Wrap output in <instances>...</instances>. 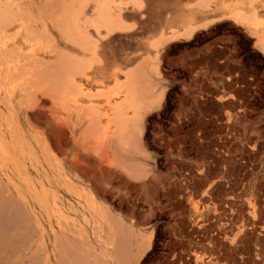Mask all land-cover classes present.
Instances as JSON below:
<instances>
[{
    "label": "rangeland",
    "instance_id": "1",
    "mask_svg": "<svg viewBox=\"0 0 264 264\" xmlns=\"http://www.w3.org/2000/svg\"><path fill=\"white\" fill-rule=\"evenodd\" d=\"M0 1V264H264V0Z\"/></svg>",
    "mask_w": 264,
    "mask_h": 264
},
{
    "label": "bare ground",
    "instance_id": "2",
    "mask_svg": "<svg viewBox=\"0 0 264 264\" xmlns=\"http://www.w3.org/2000/svg\"><path fill=\"white\" fill-rule=\"evenodd\" d=\"M0 2H1V1H0ZM75 2H76V1H75ZM43 3H44V2H43ZM63 3H64V2H63ZM63 3H62V4H63ZM76 3H77V2H76ZM62 4H61V5H62ZM13 7H17V5H15V6H13ZM11 8H12V7H11ZM17 8H18V7H17ZM13 9H14V8H13ZM62 9H63V8H62ZM10 10L12 11V9H10ZM64 10H65V9H64ZM64 10H63V12H64ZM16 11H17V10H16ZM58 11H59V10H58ZM8 12H9V11H8ZM10 13H11V12H10ZM66 13H67V12H66ZM61 14H62V11H61ZM64 14H65V13H64ZM1 15H2V14H1ZM67 15H68V14H67ZM63 16H64V15H63ZM2 17H3V16H2ZM16 17H17V16H16ZM60 17H61V16H60ZM71 17H72V16H71ZM73 17H74V16H73ZM254 17H255V16H254ZM13 18H14V17H13ZM20 18H21V17H20ZM67 18H68V16H67ZM75 18H76V17H75ZM69 19H70V18H69ZM3 20H4V19H3ZM0 21H1V20H0ZM255 21H256V20L254 19V22H255ZM2 22H3V21H2ZM2 22H1V23H2ZM75 22H76V19H75ZM6 23H7V22H6ZM14 23H15V22H14ZM76 24H77V23H76ZM64 25H65V24H64ZM65 26H66V25H65ZM75 26H76V25H75ZM4 27H6V26H4ZM66 27H67V26H66ZM93 27H94V26H93ZM28 28H29V27H28ZM58 28H59V27H58ZM90 28H92V27H90ZM93 29H94V28H93ZM96 29H98V27H97ZM96 29H95V30H96ZM66 30H68V28H66ZM76 30H77V27H76ZM78 31H79V30H78ZM28 32H29V31H28ZM35 32H36V31H35ZM38 32H39V31H38ZM38 32H37V33H38ZM86 32H87V31H86ZM67 33H68V32H67ZM67 33H66V34H67ZM71 33H72V30H71ZM74 33H76V31H75ZM186 33H187V32H186ZM28 34H29V33H28ZM31 34H32V33H31ZM38 34H39V33H38ZM66 34H65V35H66ZM72 34H73V33H72ZM76 34H77V33H76ZM18 35H19V34H18ZM18 35H17V36H18ZM26 35H27V34H26ZM26 35H25V36H26ZM39 35H40V34H39ZM60 35H61V34H60ZM74 35H75V34H74ZM81 35H82V34H81ZM190 35H191V34H190ZM31 36H32V35H31ZM36 36H37V35H35V37H36ZM41 36H42V34L40 35V37H41ZM82 36H83V35H82ZM33 37H34V36H33ZM66 37H67V36H66ZM88 37H89V36H88ZM41 38H42V37H41ZM72 38H73V37H72ZM75 38H76V37H75ZM79 38L81 39V37L78 36V42H80L81 44H83V43L79 40ZM84 38H86V37H84ZM33 39H34V38H33ZM37 39H38V38H37ZM28 40H29V39H28ZM65 40H67V39H65ZM23 41H24V39H23ZM31 41H32V40H31ZM42 41H43V40H42ZM47 41H48V39H47ZM75 41H76V40H75ZM29 42H30V41H29ZM45 42H46V41H45ZM45 42H44V43H45ZM67 42H68V41H67ZM83 42L87 43V40L85 39V41L83 40ZM88 42H89V41H88ZM30 43H31V42H30ZM32 43H33V42H32ZM94 44H95V43H94ZM73 45H75V44L73 43ZM84 45H85V44H84ZM87 45H88V43H87ZM76 46H77V45H76ZM78 46H79V45H78ZM78 46H77V47H78ZM82 46H83V45H82ZM88 46H89V45H88ZM83 47H84V46H83ZM15 48H16V47H15ZM17 48H18V47H17ZM79 48L84 50V48H81L80 46H79ZM90 48H91V47H90ZM86 49H87V48H86ZM91 49H92V48H91ZM91 49H88V51L91 50ZM93 49H94V48H93ZM83 50H82V52H83ZM3 51H5V50H3ZM3 51H2V52H3ZM85 51L88 53L87 50H85ZM91 51H92V50H91ZM0 52H1V51H0ZM93 52H94V51H93ZM3 53H4V52H3ZM3 53H2V54H3ZM5 53H7V52L5 51ZM17 53H18V52H17ZM59 53H60V52H59ZM94 53H95V52H94ZM18 54H19V53H18ZM27 54H28V53H27ZM92 54H93V53H92ZM32 55H33V54H32ZM64 55H65V53H63V56H64ZM67 55H68V54H67ZM10 56H11V55H10ZM19 56H20V55H19ZM27 56H28V55H27ZM61 56H62V55H61ZM61 56H60V57H61ZM24 57H25V55H24ZM67 57H68V58H67ZM67 57H64V58L67 59V63H68V62H69V58H71L72 56L70 57V56L68 55ZM25 58H27V57H25ZM61 58H62V57H61ZM72 58H73V57H72ZM93 58H94V57H93ZM93 58H89V59H93ZM4 59H5V58H4ZM7 59H8V58H7ZM7 59H5V60H7ZM20 59H21V58H20ZM28 59H29V57H28ZM62 59H63V58H62ZM62 59H61V60H62ZM29 60H30V59H29ZM57 60H58V59H57ZM93 60H94V59H93ZM37 61H39V60H37ZM40 61H41V59H40ZM73 61H75V60H73ZM81 61H82V60H80V65H81ZM84 61H85V60H84ZM11 62H12V61H11ZM24 62H25V61H24ZM34 62H35V61H34ZM60 62H61V61L59 60L58 63H57V64H59L58 66H60V65L62 66V64H61L62 62H61V63H60ZM75 62H77V61H75ZM90 62H91V61H90ZM12 63H13V62H12ZM41 63H42V61H41ZM41 63L39 62V64H41ZM43 63H44V62H43ZM47 63H48V61L46 62V64H47ZM55 63H56V62H55ZM77 63H78V62H77ZM3 64H4V63H2V65H0V66L3 67V66H4ZM46 64H45V65H46ZM51 64H53V63H51ZM70 64H71V63H69L68 67L71 66ZM84 64H85V63H84ZM88 64H89V63H88ZM48 65H49V63H48ZM53 65H54V64H53ZM77 65H78V64H77ZM77 65H76V67H75V66L73 67V65H72V69H73V68H77ZM90 65H91V64H90ZM51 66H52V65H51ZM51 66H50V67H51ZM55 66H57V65H55ZM81 66H82V65H81ZM81 66H80V68H81ZM44 67H45V66H44ZM47 67H48V66H47ZM52 67H53V66H52ZM52 67L49 68V70L51 69L50 71L53 70ZM88 67H89V66H88ZM4 68H5V67H4ZM53 68H54V67H53ZM58 69H60V67H59ZM81 69H82L83 71H85V70L83 69V67H82ZM31 70H32V69H31ZM33 70H34V69H33ZM60 70L63 72V69H60ZM78 70H79V69H78ZM44 71H45V70H44ZM44 71H42V72L44 73ZM54 71H55V69H54ZM11 72H12V71H11ZM15 72H16V71H15ZM64 72H65V67H64ZM64 72L62 73V75L65 74ZM35 73H36V68H35ZM73 73H74V72H73ZM73 73H72V75H73V76H72V75H71V72H69V75H68V76L71 77V80H70V81H73L72 78H73L74 76H76V75H75L76 73H75V74H73ZM11 74H12V73H11ZM27 74H28V73H27ZM55 74L57 75L56 72H55ZM59 74H60V71H59ZM80 74H81V72H80ZM3 75H4V74H3ZM40 75H41V74H40ZM44 75L46 76V73H45ZM52 75H53V74H52ZM70 75H71V76H70ZM18 76H19V75H18ZM42 76H43V75H42ZM48 76H49V75H48ZM54 76H55V75H54ZM54 76H53V78H54ZM64 76H65V75H64ZM3 77H4V76H3ZM50 77H52V76L50 75ZM61 77H62V76H61ZM66 77H67V74H66ZM38 78H39V76H38ZM55 78H56V77H55ZM57 78H58V76H57ZM16 79H17V78H16ZM18 79H20V78H18ZM62 79H64V77L61 78V83H63V82H62V81H63ZM65 79H66V78H65ZM52 80H53V79H52ZM40 81H41V80H40ZM42 81H43V80H42ZM42 81H41V82H42ZM44 81H45V80H44ZM44 81H43V83H44ZM59 81H60V79H59ZM64 81H65V82H68V81H66V80H64ZM70 81H69V82H70ZM41 82H40V83H41ZM69 82H68V83H69ZM43 83H42V84H43ZM50 83H51V82H50ZM55 83H56V82H55ZM59 83H60V82H58V84H59ZM70 83H71V82H70ZM70 83H69V85H70ZM30 84H31V83H30ZM45 84H46V83H45ZM49 85H50V84H49ZM59 85L62 86V84H59ZM63 85H64V84H63ZM31 86H33V85H31ZM56 86H57V85H56ZM61 86H60V87H61ZM72 86H75V85H72ZM78 86H79V85H78ZM1 87H2V86H1ZM64 87H65V86H64ZM50 88L54 89L52 86H51ZM67 88H69V86H68ZM72 88H73V87H72ZM72 88H70V89H72ZM32 89H33V88H32ZM70 89H69V90H70ZM65 90H66V89H65ZM53 93H54V92H53ZM55 93H56V92H55ZM55 93H54V94L50 93V95L52 94V95L54 96V95H56ZM74 93H75V92H74ZM72 94H73V93H72ZM77 94H79V93H77ZM81 94H82V93H81ZM62 95H63V94H62ZM86 95H88V93H86ZM89 95L92 96L91 93H89ZM53 96H52V97H53ZM63 97H64V96H63ZM71 97H72V96H71ZM84 97H85V96H84ZM87 97H88V96H86V98H87ZM50 98H51V96H50ZM50 98H49V99H50ZM59 98H60V97H59ZM93 98H94V96H93ZM93 98H92V99H93ZM95 98H96V97H95ZM103 98H104V97H103ZM8 99H9V98H8ZM45 99H46V98H45ZM64 99H65V98H64ZM69 99H70V98H69ZM87 99H88V98H87ZM54 100H55V99H53V98H52V100H51V101L53 102V103H52L53 106H55V105H54ZM74 100H75V99H74ZM55 101H56V100H55ZM76 101H77V99H76ZM59 102H60V101H59ZM61 103L64 104L65 102L63 103V102L61 101ZM55 104H56V103H55ZM60 105H61V104H60ZM64 105H65V104H64ZM74 105H75V104H74ZM49 106H50V103H49ZM49 106H48V107H49ZM35 107H36V106H35ZM55 107H56V106H55ZM64 107H65V106H64ZM78 107H79V105H78ZM62 108H63V107H62ZM61 111H62V110H61ZM87 112H88V111H87ZM34 113H35V112H34ZM90 113H91V112H90ZM95 113H97V112H95ZM99 114H100V113H99ZM30 115H31V114H30ZM40 115H41V114H40ZM50 115H52V113H51ZM95 115H96V114H95ZM120 115H121V114H120ZM111 116H112V115H111ZM45 117H46V116H45ZM118 117H119V115H118ZM62 118H63V117H62ZM0 121H1V120H0ZM52 122H53V121H52ZM97 123H98V122H97ZM43 125H44V124H43ZM115 125H116V124H115ZM100 127H101V126H100ZM100 127H99V128H100ZM106 127H107V126H106ZM55 128H56V127H55ZM57 128H58V126H57ZM102 128H103V127H102ZM116 129H117V128H116ZM57 130H58V129H57ZM57 130H56V131H57ZM114 130H115V126H114ZM114 130H113V131H114ZM4 131H5V130H4ZM100 131H101V130H100ZM113 131H112V134H113ZM118 133H120V132H118ZM118 133H117V138H118ZM121 133H122V130H121ZM121 133H120V134H121ZM89 134H90V133H89ZM115 134H116V133H115ZM123 135H124V134H123ZM97 136H98V135H97ZM92 137H93V136H92ZM128 137H129V136H128ZM64 138H65V137H64ZM72 138H73V137H72ZM117 138H116V139H117ZM122 138H124V137H122V135H121V137H119V140H123ZM78 139H79V138H78ZM109 139H111V138H109ZM113 139H114V138H113ZM125 139H126V136H125ZM72 140H74V138H73ZM115 141H116V140H115ZM58 142H59V141H58ZM110 143H112V142H110ZM57 144H58V143H57ZM76 145H77V144H76ZM117 146H118V145H117ZM121 146H122V145H121ZM5 148H6V147H5ZM92 148H93V147H92ZM101 148H102V147H101ZM107 148H108V147H107ZM121 148H122V147H121ZM121 148H120V149H121ZM56 149H57V148H56ZM102 149H103V148H102ZM107 150H108V149H107ZM105 152H106V153H105ZM105 152H104V154H103V155H104L103 158H101V156H100V158H101L100 160H104V161H105L107 158H109V157H108V154H107V151H105ZM108 153H109V152H108ZM59 154H60V153H59ZM99 154H101V153L99 152ZM113 155H114V154H113ZM125 155H126V154H125ZM97 156H98V155H97ZM127 156H128V155H127ZM94 157H95V156H94ZM98 157H99V156H98ZM98 157H97V158H98ZM87 160H88V159H87ZM112 162H113V161H112ZM129 165H130V164H129ZM107 166H108V165H107ZM110 166H111V165H110ZM110 166H109V167H110ZM134 166H135V165H134ZM76 167H77L76 165H73V168H76ZM91 167H92V166H91ZM110 168H112V166H111ZM140 174H141V173H140ZM241 178H242V177H241ZM107 182H108V181H107ZM86 183H87V182H86ZM103 186H104V185H103ZM90 187H91V186H90ZM120 188H121V187H120ZM210 189H211V188H210ZM257 189H258V188H257ZM2 197H3V196H2ZM229 200H230V199H229ZM240 208H241V207H240ZM17 212H18V211H17ZM255 215H256V214H255ZM223 216H224V215H223ZM116 217H117V216H116ZM228 219H229V218H228ZM236 219H237V218H236ZM13 222H14V221H13ZM234 222H235V221H234ZM239 223H240V222H239ZM2 224H3V223H2ZM29 226H30V225H29ZM256 228H257V227H256ZM26 229H27V228H26ZM235 229H236V228H235ZM9 231H10V230H9ZM243 231H244V230H243ZM253 231H254V230H253ZM21 232H22V231H21ZM33 232H34V231H33ZM37 235H38V234H37ZM3 236H4V235H3ZM24 237H25V236H24ZM42 240H43V238H42ZM5 241H6V240H5ZM62 242H63V241H62ZM253 242H254V241H253ZM130 243H131V242H130ZM22 244H23V243H22ZM21 246H22V245H21ZM68 246H69V245H68ZM74 246H76V245H74ZM19 247H20V246H19ZM77 247H78V246H77ZM27 248H28V247H27ZM59 249H60V248H59ZM106 249H107V248H106ZM76 250H77V249H76ZM80 256H82V255H80ZM78 258H79V256H78ZM80 259H82V258H80ZM85 259H86V258H85ZM85 259H84V260H85ZM87 259H88V258H87ZM64 260H66V259H64ZM76 260H78V259H76ZM93 260H94V259H93ZM94 262H96V261H94ZM106 262H107V261H106ZM123 262H124V261H123ZM85 263H86V261L84 262V264H85ZM96 263H97V264H102L101 262H96ZM104 263H105V262H104ZM61 264H62V262H61ZM91 264H92V262H91ZM111 264H112V263H111Z\"/></svg>",
    "mask_w": 264,
    "mask_h": 264
}]
</instances>
